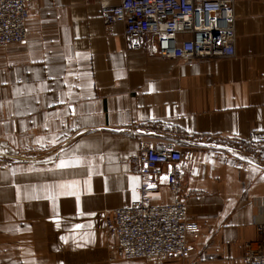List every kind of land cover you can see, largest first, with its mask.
<instances>
[{"label": "crops", "instance_id": "crops-1", "mask_svg": "<svg viewBox=\"0 0 264 264\" xmlns=\"http://www.w3.org/2000/svg\"><path fill=\"white\" fill-rule=\"evenodd\" d=\"M121 0H33L28 39L0 47V264H244L264 251V0H238L236 55L165 59L107 30ZM172 141L155 204L188 219L187 258H126L108 216L140 198V143ZM68 166L60 168L61 163Z\"/></svg>", "mask_w": 264, "mask_h": 264}, {"label": "built area", "instance_id": "built-area-1", "mask_svg": "<svg viewBox=\"0 0 264 264\" xmlns=\"http://www.w3.org/2000/svg\"><path fill=\"white\" fill-rule=\"evenodd\" d=\"M32 1L0 0V47L28 39ZM237 1L121 0L116 6L102 9V20L109 31L114 23L124 22V35L131 45L165 59L229 58L236 55ZM251 138L264 140V133ZM183 159L172 141L158 148L140 143V198L106 219V227L118 236L117 247L123 257L153 262L189 256V234L199 227L188 219L176 169L167 176L174 200L166 204L151 201V195L161 190L164 167H175ZM258 229L264 241V223ZM244 264H264V251H248Z\"/></svg>", "mask_w": 264, "mask_h": 264}, {"label": "rangeland", "instance_id": "rangeland-1", "mask_svg": "<svg viewBox=\"0 0 264 264\" xmlns=\"http://www.w3.org/2000/svg\"><path fill=\"white\" fill-rule=\"evenodd\" d=\"M237 149L244 150L248 155L254 154L256 158L264 157V140H253L248 138L243 143H238Z\"/></svg>", "mask_w": 264, "mask_h": 264}, {"label": "snow or ice", "instance_id": "snow-or-ice-1", "mask_svg": "<svg viewBox=\"0 0 264 264\" xmlns=\"http://www.w3.org/2000/svg\"><path fill=\"white\" fill-rule=\"evenodd\" d=\"M67 166H68V165L65 164V163H63V162L59 165L60 168H65V167H67Z\"/></svg>", "mask_w": 264, "mask_h": 264}]
</instances>
